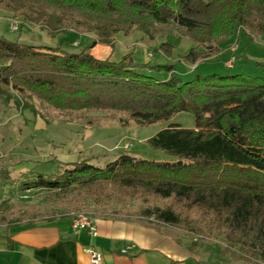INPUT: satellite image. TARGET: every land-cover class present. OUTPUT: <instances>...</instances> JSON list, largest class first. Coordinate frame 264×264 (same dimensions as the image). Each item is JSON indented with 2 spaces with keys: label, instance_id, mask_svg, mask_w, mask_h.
Instances as JSON below:
<instances>
[{
  "label": "trees",
  "instance_id": "obj_1",
  "mask_svg": "<svg viewBox=\"0 0 264 264\" xmlns=\"http://www.w3.org/2000/svg\"><path fill=\"white\" fill-rule=\"evenodd\" d=\"M51 37L72 31L94 37L80 53L60 47L11 42L0 36V100L20 113H35L34 102L62 113L107 112L126 115L142 127L169 121L179 113L194 116L195 127L171 124L148 140L174 161L138 160L123 152L105 168L90 159L63 165L52 175L29 171L21 180L0 172L3 186L71 196L107 188L116 194L169 201L156 210L158 221L179 224L205 238L217 233L226 244L219 256L243 264H264V76L195 75L183 82L173 66L139 65L132 54L119 62L99 59L91 50L114 47L118 34L141 31L150 39L164 30L195 43L185 58L193 63L229 52L239 30L243 37L264 35V0H0ZM23 26H19L21 30ZM66 41L64 40V43ZM217 44L214 45L213 44ZM229 45V44H228ZM173 47L163 43L168 55ZM264 69V62L257 63ZM166 71L167 79L147 71ZM179 211V212H178ZM178 212V213H177ZM181 215V216H180ZM203 244L191 243L192 251Z\"/></svg>",
  "mask_w": 264,
  "mask_h": 264
},
{
  "label": "rangeland",
  "instance_id": "obj_2",
  "mask_svg": "<svg viewBox=\"0 0 264 264\" xmlns=\"http://www.w3.org/2000/svg\"><path fill=\"white\" fill-rule=\"evenodd\" d=\"M19 26H23L21 30L18 29ZM0 36L8 41H19L27 45L53 48L62 46L70 53L82 52L94 40L92 35L77 37L72 31L51 37L46 31L24 23L22 17L15 18L14 13L1 4ZM252 38L243 37L237 30L229 45H220L229 50L220 56L214 55L211 50L197 48L200 52L208 53L205 55L208 59L197 64L185 58L196 47L195 43L180 34L164 30L155 32L153 39L141 31H134L129 36L118 34L113 48L97 46L91 52L99 59L110 58L114 62L121 61L131 53L135 63L139 65L173 66L175 75L184 83L193 80L197 74L245 73L252 77H262L264 69L257 63L264 62V35H252ZM163 43L174 46L171 55L161 49ZM229 61L232 63L231 68L227 66ZM147 72L160 79L170 77L166 71ZM34 106L35 113L30 110L20 113L14 103L5 105L0 100V172L7 171L14 180H21L29 171L44 175L56 174L63 165L86 159H90L95 167L105 168L123 152L138 160L171 162L175 160L174 157L164 151L154 150L148 140L171 124H179L185 129L195 127L194 116L189 113H179L169 121L142 127L126 115H119L117 120H109L106 118L107 112L62 113L50 107H42L37 100ZM13 187L3 186L0 182V225L7 227L24 221L72 219V214L78 212L86 213L92 218L101 214L123 215L175 228L179 237L187 244L199 243L212 248L226 244L224 238L216 232L209 236L210 224L204 238L189 230L194 220L186 221L181 217L176 225L158 221L156 210L170 205L169 201L162 199L141 198L134 192L116 194L107 188L100 193L88 191L67 196L43 190L12 191Z\"/></svg>",
  "mask_w": 264,
  "mask_h": 264
},
{
  "label": "crops",
  "instance_id": "obj_3",
  "mask_svg": "<svg viewBox=\"0 0 264 264\" xmlns=\"http://www.w3.org/2000/svg\"><path fill=\"white\" fill-rule=\"evenodd\" d=\"M94 220L95 237L76 233L71 218L0 225V264H92L87 247L102 252V264H243L220 257L218 245L192 251L175 228L123 215Z\"/></svg>",
  "mask_w": 264,
  "mask_h": 264
},
{
  "label": "built area",
  "instance_id": "obj_4",
  "mask_svg": "<svg viewBox=\"0 0 264 264\" xmlns=\"http://www.w3.org/2000/svg\"><path fill=\"white\" fill-rule=\"evenodd\" d=\"M227 64V66L231 68L232 63L229 61ZM72 228L76 233L85 232L94 237L98 235V228L94 218L86 213L78 212L72 214ZM85 251L89 255L92 264H102L103 254L101 251L94 247H87ZM127 252V249L123 250V253L126 254Z\"/></svg>",
  "mask_w": 264,
  "mask_h": 264
}]
</instances>
